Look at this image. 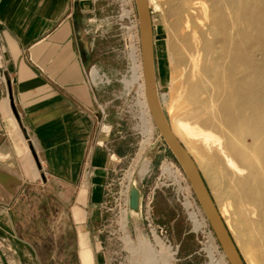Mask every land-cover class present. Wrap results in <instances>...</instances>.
<instances>
[{
  "label": "crops",
  "instance_id": "obj_1",
  "mask_svg": "<svg viewBox=\"0 0 264 264\" xmlns=\"http://www.w3.org/2000/svg\"><path fill=\"white\" fill-rule=\"evenodd\" d=\"M115 11L105 0H0V208L39 264H102L100 203L131 151ZM89 63L112 84L92 87Z\"/></svg>",
  "mask_w": 264,
  "mask_h": 264
},
{
  "label": "bare ground",
  "instance_id": "obj_2",
  "mask_svg": "<svg viewBox=\"0 0 264 264\" xmlns=\"http://www.w3.org/2000/svg\"><path fill=\"white\" fill-rule=\"evenodd\" d=\"M173 15L172 91L164 103L170 127L200 171L205 163L223 186L238 234L216 205L246 263L264 264V0H179ZM145 105L151 116L147 95ZM131 239L126 234L127 244ZM161 257V264L173 259Z\"/></svg>",
  "mask_w": 264,
  "mask_h": 264
},
{
  "label": "rangeland",
  "instance_id": "obj_3",
  "mask_svg": "<svg viewBox=\"0 0 264 264\" xmlns=\"http://www.w3.org/2000/svg\"><path fill=\"white\" fill-rule=\"evenodd\" d=\"M108 2L110 3V1ZM178 2L179 0H150L155 46L156 82L158 94L161 96L160 99L169 120V111L164 103H168L169 93L172 91L169 41L174 39L175 35L174 23L176 17L173 14ZM135 7L137 10L136 3ZM113 20L117 25L116 35L120 41L114 46L113 52L125 60V67L119 77L118 84L121 96L116 104L120 106L125 118L126 133L131 142V151L118 167L112 189L119 191L122 183H127L129 179L135 181L142 191V196L147 193L149 188L156 185L158 187L152 210L153 228L148 225L145 219L143 204L139 211L131 210L128 214L125 234L132 237L130 241L133 240V243L131 244H125L120 240L107 239V236H111L110 232L115 230L114 225H110L107 219L113 215V212L115 213L118 210V207H115V203L112 201L113 211H107L108 217L104 218L100 226L103 238L98 252L102 264H161L162 253L172 255L173 259L170 260L169 264H213L216 261L230 264L188 177L167 146L153 116H150L146 108L143 61L140 64L138 55L135 64L131 61L129 53H131V48H135L136 45H132L130 40L125 38L123 30L117 23V9L113 15ZM96 68L100 72H105L98 66ZM111 84L112 82L98 88L107 87ZM176 166L179 172L176 171ZM201 172L215 198L216 204L224 208V217L227 218L232 230L238 234L239 226L226 204L222 194L223 186L214 180V175L208 172L205 163H202ZM179 173H182L184 177L177 175ZM189 186L191 189H189ZM181 192L184 193L185 198L182 197ZM188 200L194 203V208L199 214V220H202V225L197 226L192 220L193 218L190 216L192 208L186 207V201ZM187 204L191 205L190 202ZM6 207H9V209L6 210ZM10 211L9 205L0 208V264H39L37 258L31 254L32 251L29 245L18 239L10 224H8L7 219ZM155 234L158 243L162 242L165 245L164 250L161 249L160 244H157ZM166 240H169L171 244ZM147 243L153 246V253L148 251ZM211 256L214 258L212 259Z\"/></svg>",
  "mask_w": 264,
  "mask_h": 264
},
{
  "label": "water",
  "instance_id": "obj_4",
  "mask_svg": "<svg viewBox=\"0 0 264 264\" xmlns=\"http://www.w3.org/2000/svg\"><path fill=\"white\" fill-rule=\"evenodd\" d=\"M141 31L142 61L146 95L153 119L164 138L167 146L183 168L190 184L208 218L230 264H247L236 242L222 217L210 188L198 168L194 158L189 154L183 143L173 133L167 115L161 105L158 87L156 85L155 46L153 38L152 8L149 0H135ZM142 207V191L135 181H132L129 195L130 211H139Z\"/></svg>",
  "mask_w": 264,
  "mask_h": 264
},
{
  "label": "built area",
  "instance_id": "obj_5",
  "mask_svg": "<svg viewBox=\"0 0 264 264\" xmlns=\"http://www.w3.org/2000/svg\"><path fill=\"white\" fill-rule=\"evenodd\" d=\"M111 4L116 6L117 9V23L119 24L120 28L123 30L125 34V38H128L132 45H136V47L131 48V53H129V57L131 61L136 62L137 55L140 58V64L142 62V46H141V31H140V20L139 14L135 7V0H108ZM131 45V47H132ZM137 65V64H136ZM87 74H88V81L90 85L94 88H98L99 86L109 85L112 82L110 76L105 72H100L96 65L93 63H89L87 65ZM103 129H106L105 124H101ZM173 183V182H172ZM132 181H128L127 183L123 182L119 191H114L112 189L113 181L107 184V191L106 195L107 198L104 199L100 203V207L104 211H113L112 208V201L115 203V207H118L117 212H113V215L109 217L107 220L110 222V225H114V232H110L111 236H107V239H115L120 240L121 242L126 244L125 241V227L127 222L124 221V216L130 212L129 208V195H130V188H131ZM157 185L149 188L147 193L142 196V204L144 207V215L145 219L148 222V225L153 228L152 226V210H153V202L154 197L157 189ZM182 197L185 198L183 192H181ZM187 205V201H186ZM187 208H191L190 206H186ZM6 210L9 207L5 208ZM191 214V212H190ZM191 216V215H190ZM191 218H193L191 216ZM193 220V219H192ZM194 221V220H193ZM169 244L170 241L166 240ZM171 247V246H170ZM172 248V247H171Z\"/></svg>",
  "mask_w": 264,
  "mask_h": 264
}]
</instances>
